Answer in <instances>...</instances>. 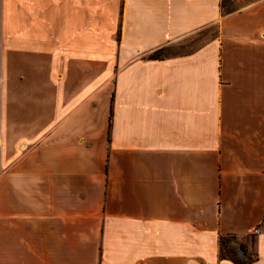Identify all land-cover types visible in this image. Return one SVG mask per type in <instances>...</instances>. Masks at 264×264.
<instances>
[{"label": "crops", "instance_id": "obj_1", "mask_svg": "<svg viewBox=\"0 0 264 264\" xmlns=\"http://www.w3.org/2000/svg\"><path fill=\"white\" fill-rule=\"evenodd\" d=\"M234 4L0 0V264H264V0Z\"/></svg>", "mask_w": 264, "mask_h": 264}, {"label": "trees", "instance_id": "obj_2", "mask_svg": "<svg viewBox=\"0 0 264 264\" xmlns=\"http://www.w3.org/2000/svg\"><path fill=\"white\" fill-rule=\"evenodd\" d=\"M168 46V45H167ZM169 47V46H168ZM167 47H161L153 52L151 58H163L166 55L161 54ZM177 55V54H168V56ZM112 115L113 110L111 111V123L112 126ZM253 246L256 243V236L252 237ZM220 245H221V255L225 258L232 259L237 264H251L253 261L257 260L259 255L256 251L250 250L248 245L244 243L241 238L236 234H227L220 235ZM237 245V246H236ZM239 250L246 256V259L239 256Z\"/></svg>", "mask_w": 264, "mask_h": 264}, {"label": "rangeland", "instance_id": "obj_3", "mask_svg": "<svg viewBox=\"0 0 264 264\" xmlns=\"http://www.w3.org/2000/svg\"><path fill=\"white\" fill-rule=\"evenodd\" d=\"M234 2H236V0H233V4ZM217 33H218V27L216 26L212 28L202 29L201 31L189 34L177 40L176 42L169 44L168 45L169 47L166 46L167 48L164 51H162L161 54L166 55L167 57L168 54H181V53L191 52L200 45L203 46L206 43H208L211 37H213ZM239 256L241 258L246 259V256L244 257L240 250H239Z\"/></svg>", "mask_w": 264, "mask_h": 264}, {"label": "built area", "instance_id": "obj_4", "mask_svg": "<svg viewBox=\"0 0 264 264\" xmlns=\"http://www.w3.org/2000/svg\"><path fill=\"white\" fill-rule=\"evenodd\" d=\"M260 232V228H256L254 233H259Z\"/></svg>", "mask_w": 264, "mask_h": 264}]
</instances>
